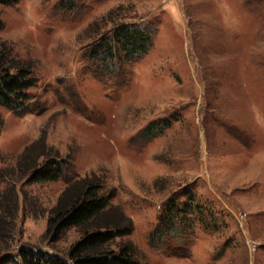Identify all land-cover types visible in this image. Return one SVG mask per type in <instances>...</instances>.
<instances>
[{
	"label": "rangeland",
	"instance_id": "rangeland-1",
	"mask_svg": "<svg viewBox=\"0 0 264 264\" xmlns=\"http://www.w3.org/2000/svg\"><path fill=\"white\" fill-rule=\"evenodd\" d=\"M11 1L0 4V73L22 67L36 84L27 110L0 105L2 247L68 254L83 229L57 234L48 220L67 183L88 179L131 221L113 252L129 244L140 264H264V0H69V11L67 0ZM123 23L147 27L152 45L98 76L85 53ZM160 120L170 127L141 134ZM49 154L67 162L64 176L29 182ZM189 187L213 208L207 230L196 222L151 248L161 205Z\"/></svg>",
	"mask_w": 264,
	"mask_h": 264
},
{
	"label": "trees",
	"instance_id": "trees-1",
	"mask_svg": "<svg viewBox=\"0 0 264 264\" xmlns=\"http://www.w3.org/2000/svg\"><path fill=\"white\" fill-rule=\"evenodd\" d=\"M9 2L13 3L11 0H0L3 5ZM64 4V9L73 10L69 0ZM103 36L101 39H95V42L92 41L87 49L89 51L85 53L87 57L90 55L96 60L92 67L98 76L108 74L112 77L110 72L104 70L103 64H112L114 61L116 65L137 61L152 45V33L149 29L140 28L134 23H123L112 31L110 37ZM116 69H119L117 65ZM35 84L30 71L22 67L16 69L15 74L10 73V69H3L0 73V105L14 112L27 110L29 104L26 91ZM170 123V120L155 121L143 129L141 134L149 137L156 130L157 134H161L163 129L170 127ZM1 126L0 120V129ZM45 155L42 150L36 157ZM66 164V161L49 154L43 162L32 163L28 180L32 183L56 182L69 168ZM99 190V185L88 179L68 182L59 196L57 205L51 211L48 227H53L57 234L72 227L83 229L81 239L73 245L68 254L56 255V251H35L36 249L23 246L12 253L15 255H11L12 251L2 247L4 243H0V264H140L129 244L118 251L111 250L110 245L115 239L126 236L128 233H125V230L131 229L132 226L129 219H124L119 208L109 203V198L99 194ZM8 198L5 195L3 199L8 201V205L14 203L12 206L16 209V202L10 203ZM8 205L5 209H8ZM212 209L209 203L206 205L200 202L191 187L184 188L161 205L156 217V228L147 236L148 244L151 248L163 244L171 246L170 238L176 235L179 240L181 232L193 229L196 222L205 224L207 230V222H210L209 218L214 213ZM8 213L11 212L0 210V237L2 235L6 239L10 238V234L3 233V225L8 224ZM125 221L127 223H124Z\"/></svg>",
	"mask_w": 264,
	"mask_h": 264
}]
</instances>
